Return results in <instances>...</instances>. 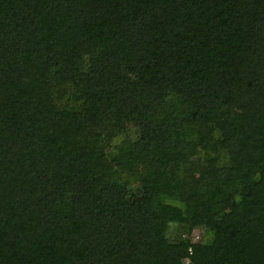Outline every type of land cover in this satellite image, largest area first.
<instances>
[{
  "label": "trees",
  "instance_id": "obj_1",
  "mask_svg": "<svg viewBox=\"0 0 264 264\" xmlns=\"http://www.w3.org/2000/svg\"><path fill=\"white\" fill-rule=\"evenodd\" d=\"M0 264H264V0H0Z\"/></svg>",
  "mask_w": 264,
  "mask_h": 264
},
{
  "label": "rangeland",
  "instance_id": "obj_2",
  "mask_svg": "<svg viewBox=\"0 0 264 264\" xmlns=\"http://www.w3.org/2000/svg\"><path fill=\"white\" fill-rule=\"evenodd\" d=\"M136 131V129H133L132 130V133L134 134V135H137V133L135 132ZM173 231H176V229H175V227L174 226H170L169 227V233H172ZM179 236V234L178 233H175V234H171L170 235V237L172 238H174V237H176V240H177V237ZM172 238V239H173ZM181 238H183V237H181ZM191 238H193V240L194 241H197V240H206L207 239V236H206V233H204V231H202V230H196V231H194L193 232V234H192V236L190 237V239ZM184 239V238H183Z\"/></svg>",
  "mask_w": 264,
  "mask_h": 264
}]
</instances>
